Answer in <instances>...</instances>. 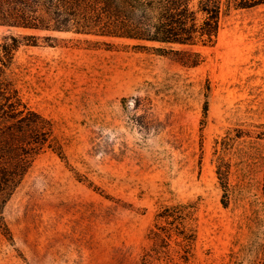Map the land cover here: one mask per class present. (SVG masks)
I'll return each instance as SVG.
<instances>
[{
  "label": "rangeland",
  "instance_id": "rangeland-1",
  "mask_svg": "<svg viewBox=\"0 0 264 264\" xmlns=\"http://www.w3.org/2000/svg\"><path fill=\"white\" fill-rule=\"evenodd\" d=\"M10 34L36 35L6 72L53 145L5 206L0 264H141L177 202L197 205L194 255L154 264H264V5L224 13L190 68L123 39L0 25V44Z\"/></svg>",
  "mask_w": 264,
  "mask_h": 264
},
{
  "label": "trees",
  "instance_id": "trees-1",
  "mask_svg": "<svg viewBox=\"0 0 264 264\" xmlns=\"http://www.w3.org/2000/svg\"><path fill=\"white\" fill-rule=\"evenodd\" d=\"M259 5H264V0H0V25L92 35L98 38L87 41L95 45L113 44L101 38L128 40L135 48L173 57L190 68L205 60L194 49L196 45L217 42L224 13ZM30 37L36 35L10 34L0 44V231L10 239L13 238L4 215L5 206L35 155L45 145H53L51 121L25 101L21 89L6 72L4 57L12 56L24 43L36 44L22 42ZM205 87L211 90L209 83ZM208 110L206 99L205 117ZM217 172L227 197L229 169L219 166ZM196 209L193 202L162 206L156 214L155 227L151 228V249L144 252L141 264L163 260L171 249L188 263L197 240V230L190 226Z\"/></svg>",
  "mask_w": 264,
  "mask_h": 264
}]
</instances>
